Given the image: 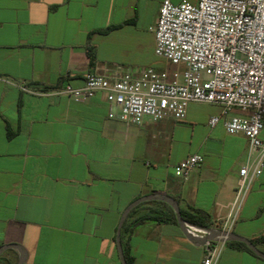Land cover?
<instances>
[{
  "label": "crops",
  "instance_id": "0c3cea01",
  "mask_svg": "<svg viewBox=\"0 0 264 264\" xmlns=\"http://www.w3.org/2000/svg\"><path fill=\"white\" fill-rule=\"evenodd\" d=\"M161 2L0 0V246L20 248L0 256L14 264L21 254L23 264H123L122 214L151 194L203 210L220 228L248 140L229 134L223 119L209 126L218 104L190 102L184 119L146 117L136 125L112 115L102 93L77 101L57 92L66 83L82 86L87 72L105 66L174 70L154 52L150 27ZM194 152L203 154L202 165L176 176L174 165ZM156 200L142 201L133 217ZM231 231L249 239L264 232V169L249 182ZM125 240L132 264H201L204 253L178 221H141ZM222 242L216 264H264Z\"/></svg>",
  "mask_w": 264,
  "mask_h": 264
},
{
  "label": "built area",
  "instance_id": "2783aa9c",
  "mask_svg": "<svg viewBox=\"0 0 264 264\" xmlns=\"http://www.w3.org/2000/svg\"><path fill=\"white\" fill-rule=\"evenodd\" d=\"M150 29L155 54L174 70L105 66L87 72L82 86L66 83L57 92L77 101L102 93L112 115L136 125L146 117L184 119L190 102L218 104L221 113L209 118V126L223 119L229 134L242 133L248 140L235 197L220 224L231 231L249 182L264 169V0H162ZM233 108L250 113L230 115ZM203 160L202 153L194 152L174 165V173L188 177ZM186 229L206 235L192 223ZM222 246V241L206 239L201 264H216Z\"/></svg>",
  "mask_w": 264,
  "mask_h": 264
},
{
  "label": "trees",
  "instance_id": "16d2710c",
  "mask_svg": "<svg viewBox=\"0 0 264 264\" xmlns=\"http://www.w3.org/2000/svg\"><path fill=\"white\" fill-rule=\"evenodd\" d=\"M111 28H107L105 31L109 30ZM154 203L157 205L151 211L143 212L141 213L138 217H133L139 207L143 204L140 203L139 205L135 206L131 212L129 213L128 217L126 218L125 222L122 225L121 228V241H122V247H123V252L125 255V258L128 262V264H132V256L130 255V250H129V244L125 240V233L130 231L136 224L140 223L141 221L147 220V219H152L156 221H172V222H177V217L176 213L171 205L164 201L156 200ZM180 206V211L182 214V217L185 221L200 225V226H205V227H212L215 226L211 219V215L203 210L195 209V208H185L183 206ZM219 226V225H217ZM250 240L257 245L258 247L264 243V232L250 238ZM226 244L235 247L238 249H243L247 250L251 253L253 252L245 243L241 241H236V240H227ZM0 264H14L12 261H10L8 258L4 256H0Z\"/></svg>",
  "mask_w": 264,
  "mask_h": 264
},
{
  "label": "water",
  "instance_id": "95a60500",
  "mask_svg": "<svg viewBox=\"0 0 264 264\" xmlns=\"http://www.w3.org/2000/svg\"><path fill=\"white\" fill-rule=\"evenodd\" d=\"M151 199H157V200H163L166 201L167 203H169L175 213H176V217H177V221L178 223L182 226V228L186 231V233L196 239L201 241L202 243L206 240V239H213V240H219V241H224L226 242L227 240H236V241H241L243 243H245L253 252H255L257 255L264 257V252L257 246L255 245L249 238L238 235L235 232L232 231H226V230H222L220 228H216V227H205V226H200V225H195L196 227L204 230L206 232V235L204 236H195L193 234H191L190 232L187 231L186 229V224L190 223L187 222L183 219L181 211H180V206L179 203L172 197L168 196V195H164V194H151V195H147V196H142L140 198H137L136 200H134L133 202H131L127 208L124 210L121 220L119 222L118 225V229H117V242H118V248H119V253H120V257L121 260L123 262V264H128L124 252H123V247H122V241H121V228L123 223L125 222L126 218L128 217L129 213L131 212V210L138 205L139 203H141L142 201L145 200H151ZM191 224V223H190ZM14 247V248H19L18 245L16 244H6V245H2L0 246V255L7 249ZM20 249V248H19ZM22 253V251H21ZM24 262V257L23 254H21L20 259L18 261V264H23Z\"/></svg>",
  "mask_w": 264,
  "mask_h": 264
},
{
  "label": "rangeland",
  "instance_id": "374dc122",
  "mask_svg": "<svg viewBox=\"0 0 264 264\" xmlns=\"http://www.w3.org/2000/svg\"><path fill=\"white\" fill-rule=\"evenodd\" d=\"M218 228V227H217Z\"/></svg>",
  "mask_w": 264,
  "mask_h": 264
}]
</instances>
